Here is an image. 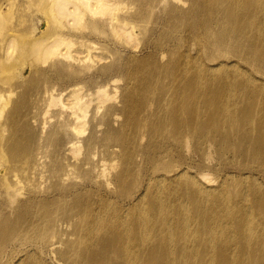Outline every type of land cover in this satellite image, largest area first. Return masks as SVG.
<instances>
[{
    "label": "bare ground",
    "instance_id": "obj_1",
    "mask_svg": "<svg viewBox=\"0 0 264 264\" xmlns=\"http://www.w3.org/2000/svg\"><path fill=\"white\" fill-rule=\"evenodd\" d=\"M133 1L98 5L128 53L108 78L9 107L0 79V264H264V0ZM64 48L54 71L93 65Z\"/></svg>",
    "mask_w": 264,
    "mask_h": 264
},
{
    "label": "rangeland",
    "instance_id": "obj_2",
    "mask_svg": "<svg viewBox=\"0 0 264 264\" xmlns=\"http://www.w3.org/2000/svg\"><path fill=\"white\" fill-rule=\"evenodd\" d=\"M50 1H51V5H48V4H50L49 3ZM50 1L49 0H0V79H3V78L7 79L8 78L9 81L16 79L13 81L14 83L13 82L8 83L5 87V89L9 90L5 93L7 96L5 97L6 101H4V102H6L7 107L11 106L12 100L15 99L17 96L22 95L23 92L27 93V95L32 94L33 92H36L38 89H40L42 87L44 88L45 86L46 87L47 86L48 87H55L57 93L58 92L60 93V90H62L61 92H64L63 90H64L65 86L67 88L68 86H70L71 82H76L77 80L79 81L80 79L84 80L85 78H89V77L100 76L99 74H101L102 71L101 70L99 71L100 68L97 67L98 63H96L95 61L102 62V63H100L101 65H107V63L108 64L113 63L114 59L124 60L128 55V53L126 51H123V50L120 54L117 53V50H115V49L118 45H121L120 44L121 41L120 42L117 41L118 38L115 39V37H117V36H114L115 34L114 35L112 34L115 31H113L112 28L110 29L107 26H105L106 21H104L103 19H100V18H101V16L103 17L104 15L107 16L106 13H108L110 16L111 15L116 16L118 13L117 10H119L118 15L125 14L126 12L137 11V8L139 7V2H135L133 0H125V3L124 4L121 3V6H118L117 4H114V2H112L113 8L114 9L118 8L114 12L113 8L110 6V2H108L109 4L106 3L107 6L105 5V8L107 9V7H108V10H103L104 9L103 5L101 6V4H100V7H102L103 9L98 6L100 3V0H93V2L95 4L93 3L94 6L91 8L100 9V11H102V12L105 11V12H103L105 14H103L99 10H96V12H93L95 10L92 11L90 7H87L86 0H84V1H79V0H58V1L54 0L53 1V0H50ZM146 1L147 0H143V2H146ZM54 2L55 3L58 2V4L56 3V5H54L55 4ZM74 3H77L78 5L77 4L74 5ZM116 5H117V7H116ZM66 6H70L69 7L70 10H73L74 8H76V9H74V11L77 12V14L75 16V20H74L75 23L72 24V22H71V24L73 26L74 25L76 26V27L74 26L76 28V29H74L75 31L71 30V29H69L71 31H68V27H66L67 29H65L63 27V21H65V20H67V24H70V22L68 21V18L65 17V16H67V13H69L68 7H66ZM66 8H67L68 12L66 11ZM109 8H110V10H109ZM97 11H99V12H97ZM109 11H112V14H110L111 12L109 13ZM44 12H46V13L44 14ZM46 15L48 18L46 17ZM152 20H153V18L150 21H152ZM47 21H48V24H47ZM49 21H51L50 22L51 24H49ZM61 23H62V25H61ZM64 23H66V22H64ZM30 26H32L33 30L31 28H29ZM48 26H49V28H48ZM60 26L63 28H61ZM70 28H72V27H70ZM29 29L32 31H29ZM63 30H65V31H63ZM31 32H32V34L34 33L33 35H35L34 39H33V35L31 34ZM61 32H64V33H70L71 32V34H73L74 36L79 37V38H77L79 40H80L81 34L85 33L86 38L90 42L87 41L88 42L87 44H83V43L80 44L81 42L78 41L76 39V37H74L73 39L76 40L77 42H80V43L73 45L74 43H76V41L75 42H73L74 40L72 41L73 35H71V37H70L71 41H69V43L67 44L68 39L66 41L63 40L62 36L60 35ZM76 32H77V34H75ZM12 34H14V36H16V37H17V34H19V36H18L19 38L13 37ZM58 34H59V36H58ZM31 36H32V38H31ZM56 36L60 37V40H59V38H57L59 42L57 41ZM37 37L40 38L39 40H42L41 38H44V37L45 38L47 37V40H49V41L52 39L51 43L53 45L50 42L47 43V40H46V43L50 48L53 46L51 49H54L55 53L50 48H48V50L50 52L52 51V55L50 52H49L50 53V55H49L48 51L46 50L45 45H44V48L42 47V49H41V47H40V49H38L39 46H38V44H36L37 43ZM16 39H17V41H16ZM35 39H36V42H34ZM11 40L14 42H11ZM31 40H32V43L34 42V44L30 43ZM62 40L66 43V45H65V43H62L63 42ZM53 41H55V42H53ZM56 41H57V43H56ZM115 41H117V42L114 45L113 43H115ZM118 42H119V44H118ZM23 43H24V45H22ZM26 43H30V44H32V46L30 45L28 47L29 44L27 45ZM55 43L58 45L57 48L55 47V46H57V45H55ZM71 43L73 46L71 45ZM50 44L52 46H50ZM59 44L60 45L62 44L61 47H63V49H67L64 47H68V48L70 47L73 50L75 47L76 48L80 47L82 50L84 48H85V50L91 49L90 51L94 56V61H91L88 63L90 65L93 64L92 65L93 67L92 66L90 67L91 70L87 64H86L87 66L85 67V65H82L83 63L80 62V64L82 63L81 64L82 69H81V66L79 63H76V65L74 64L76 66V68H75V66L73 68L76 71L81 70V71L85 72V74L80 73V75H77L78 71H77V73L75 72V74H74L75 70L73 71V68L72 69L70 68L69 70L67 69L68 71L65 69L67 73L74 75L76 78L74 76H73L74 78L73 77L69 78V76H67V73L63 72V70H61V71L57 70V72H56V70L54 71V68L51 66V64L53 65L55 61L59 60L58 59L59 55L57 56V54L61 53L60 50L58 49V48L61 49ZM69 44H70V46H69ZM33 45H34V47H33ZM142 47H143V45L141 42H136L135 46H133L130 49L135 50L136 52H140V50H142ZM76 48H75L74 52L77 51V53H75V54H78V55H80V53L83 54V52H81L82 50H80V49L77 50ZM44 49L47 51V53L44 52L45 51ZM55 49L58 51H56ZM72 49H70V50H72ZM65 51L66 50H64L63 52H65ZM31 52L34 54L36 53V54L34 55ZM61 57H62V55L60 54V57H59L60 60L63 59ZM111 59L113 60V62ZM110 60H111V62H109ZM104 62H107V63L105 64ZM32 63H33V65H32ZM34 63H36L35 66H34ZM37 63H40V64H37ZM36 65H38V67ZM43 65H45V66H43ZM48 65H50V67ZM77 65H78V67H77ZM40 66H43V67H40ZM46 66L48 69L46 68ZM83 66L85 68H88L87 69L88 72L86 69H84ZM38 68L40 70L44 71V73H45L44 75H46V74L47 75L46 76L39 75V73L37 72ZM94 69L98 70L99 72L98 71L95 72ZM46 70H48V71L46 72ZM70 71H72V72H70ZM81 71H79V72H81ZM86 73L89 75H87ZM60 74H61V76H60ZM65 74H66V76H65ZM15 75H17L16 76L17 78H13ZM103 75L104 74H101L99 79L108 78V76L106 74L104 76ZM121 75H123V74H121ZM64 76H65V78L67 77L66 80H65V78H63ZM77 77H79V78H77ZM72 79H73V81H72ZM88 87H90V83H89V85L87 84V86L84 87V89L82 88V91L86 90V88H88ZM59 88H60V90H59ZM51 90L55 91L54 88ZM67 99H69V98L67 97ZM92 102H91V104L94 103V102L93 103ZM6 111H7V108L5 110V113H6ZM54 118L55 117H52L51 119H47V120L50 121L49 123H51V122L55 121ZM0 120H3V119H0ZM0 155L2 156V158H4L6 156V153H4V151H1ZM255 177L257 179H259L260 181H262V178L257 177V176H255ZM244 179H247V178H244ZM240 181H243V180L240 179ZM248 183H249V180H248Z\"/></svg>",
    "mask_w": 264,
    "mask_h": 264
}]
</instances>
